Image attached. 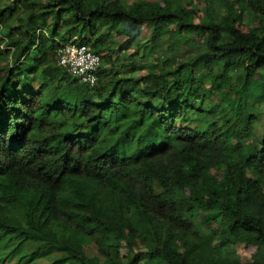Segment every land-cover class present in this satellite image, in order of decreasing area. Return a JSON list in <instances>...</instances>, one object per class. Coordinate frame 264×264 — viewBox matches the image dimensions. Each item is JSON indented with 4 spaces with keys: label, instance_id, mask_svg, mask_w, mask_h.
Wrapping results in <instances>:
<instances>
[{
    "label": "trees",
    "instance_id": "16d2710c",
    "mask_svg": "<svg viewBox=\"0 0 264 264\" xmlns=\"http://www.w3.org/2000/svg\"><path fill=\"white\" fill-rule=\"evenodd\" d=\"M191 1L0 0V241L11 255L35 243L25 264L52 252L50 264H242L236 241L264 264V134L252 132L264 0H215L199 22ZM40 13L46 25L29 28ZM148 25L145 54L173 35L175 52L135 77L127 50ZM68 42L100 55L94 85L58 66Z\"/></svg>",
    "mask_w": 264,
    "mask_h": 264
},
{
    "label": "rangeland",
    "instance_id": "374dc122",
    "mask_svg": "<svg viewBox=\"0 0 264 264\" xmlns=\"http://www.w3.org/2000/svg\"><path fill=\"white\" fill-rule=\"evenodd\" d=\"M39 3H45L46 0H35ZM128 2H131L133 0H127ZM181 2L186 3V2H190V0H181ZM192 7L195 9L196 11V16H195V22H199L200 20H202V18L206 15V10L208 8L209 5H213L215 6V0H192ZM218 6L216 5V10L218 12H221V10L219 8H217ZM59 8H53L52 11H54L56 14H60L62 13L63 15L66 14L65 11H61ZM59 12V13H58ZM245 16H247V14H245ZM45 18L44 15L42 13H40L36 18H34L33 20L31 19L28 23L29 28L30 26L33 27L35 26H41L42 24H45ZM52 19L49 18L48 24H51ZM47 21V20H46ZM21 28V27H20ZM23 29V28H21ZM150 32H151V26H144L141 31H140V35L136 38L135 42L133 43L131 49L127 50V52L129 54H133L132 56H130V59H128L126 62L129 61H134L139 59V61L136 62V69L132 70V74L137 77L139 74L143 73V70L149 66V64L152 62V59L155 57H160L162 58L165 54H174V49L171 50L170 49V45L172 43V39L174 38V35L172 36L171 39L168 38V40H163L158 46L157 48V52L155 55H152L151 53L146 55L145 54V48L144 46H148L146 45L148 43L149 40V36H150ZM0 33L2 34L3 31H0ZM194 50L192 49H188L185 46V49L183 51V55L188 58L189 56H191L193 54ZM122 56V55H120ZM188 56V57H187ZM208 81H206L205 83L207 84ZM216 93H214V95H212L211 97H208L204 103L203 106L204 108H209L210 106V102L212 103V107H216L218 101L216 100ZM256 120L252 125V132L254 134V136L256 138H261L262 135L264 134V105H261L258 107L257 111H254ZM190 117L195 119L197 117L196 114H190ZM191 124V125H190ZM195 123H191L189 122L188 126H193ZM81 130L78 129L75 131V133L80 132ZM39 244V243H38ZM37 244L35 243H26L24 244V252H29L31 250L34 249V247ZM0 257L2 258V260L0 261V264H25V260H23V258L21 257L24 252L22 253H15L11 255V250L15 247V245L11 244L8 245L3 239L0 241ZM232 250L235 251V255L236 258L242 263V264H248L251 262V258L252 255L254 254L256 248L254 246H250V245H246L243 243H239V242H232L231 243V247ZM125 252L126 250L123 249L122 250V256H125ZM85 253L88 256H93L94 252L92 251L91 247H86L85 248ZM61 256V254L59 252H52L51 254H49L47 257H40L37 260L31 262L30 264H50L55 258ZM100 260H102V258H99ZM123 261L126 260V258L122 259Z\"/></svg>",
    "mask_w": 264,
    "mask_h": 264
},
{
    "label": "built area",
    "instance_id": "2783aa9c",
    "mask_svg": "<svg viewBox=\"0 0 264 264\" xmlns=\"http://www.w3.org/2000/svg\"><path fill=\"white\" fill-rule=\"evenodd\" d=\"M56 58L58 66L70 76L89 85L96 83L101 58L89 46L73 42L62 44L56 50Z\"/></svg>",
    "mask_w": 264,
    "mask_h": 264
}]
</instances>
